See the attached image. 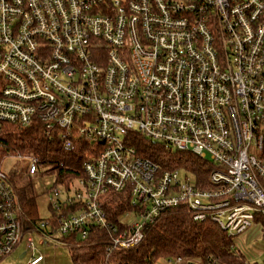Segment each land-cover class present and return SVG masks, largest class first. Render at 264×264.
Here are the masks:
<instances>
[{
	"label": "built area",
	"instance_id": "1",
	"mask_svg": "<svg viewBox=\"0 0 264 264\" xmlns=\"http://www.w3.org/2000/svg\"><path fill=\"white\" fill-rule=\"evenodd\" d=\"M1 123H40L66 150L88 143L82 175L50 189L53 216L34 229L54 241L104 229L107 259L175 206L231 238L264 235V0H0ZM138 138L208 160L204 186L140 154ZM14 156L29 179L41 170ZM111 192L129 196L115 220ZM20 217L0 169V260L23 235ZM44 259L32 249L27 264Z\"/></svg>",
	"mask_w": 264,
	"mask_h": 264
},
{
	"label": "trees",
	"instance_id": "2",
	"mask_svg": "<svg viewBox=\"0 0 264 264\" xmlns=\"http://www.w3.org/2000/svg\"><path fill=\"white\" fill-rule=\"evenodd\" d=\"M140 154L155 161L162 169L179 168L192 174L202 186L212 169L206 159L190 153L165 149L160 144L145 139H135ZM88 143L79 141L74 150H66L61 143L49 138L42 124L20 126L12 123L0 124V164L8 153L34 155L43 172L53 174L55 184L66 188L81 174V166L87 158ZM25 166L8 172L9 182L17 196L22 211V233H32L41 222L36 211L35 194ZM129 196L111 192L105 197L104 208L113 220L128 208ZM52 210V209H51ZM54 211L52 210L53 216ZM50 218V219H51ZM55 227V224H53ZM142 241L127 249H113L108 258L107 248L112 234L104 229L92 228L86 239L65 238L72 264H152L159 257L183 256L201 264H245L242 254L235 251L232 238L209 221L195 222L185 206H175L164 211L143 233ZM22 235V236H23Z\"/></svg>",
	"mask_w": 264,
	"mask_h": 264
},
{
	"label": "rangeland",
	"instance_id": "3",
	"mask_svg": "<svg viewBox=\"0 0 264 264\" xmlns=\"http://www.w3.org/2000/svg\"><path fill=\"white\" fill-rule=\"evenodd\" d=\"M1 161L0 169L5 173L12 171L14 168L25 166L27 163L24 158H17L14 153H8ZM45 167L32 177V185L35 194V204L37 216L39 219H50L52 210L50 208V189L54 186L58 191H63L64 187L60 184H55L53 174L43 172ZM180 176L184 173L180 171ZM21 209V207H20ZM22 217V211L20 210ZM27 237H31L32 247L26 244ZM64 240V239H62ZM235 251L242 254L249 264H262L264 261V235L256 228L252 227L244 234L232 237ZM42 254L45 259L40 264H72L71 254L66 244L58 240H53L44 236L42 232L34 230L32 233L24 234L17 247L8 255L0 260V264H27L31 252ZM25 253L22 257L20 255ZM244 260V259H243Z\"/></svg>",
	"mask_w": 264,
	"mask_h": 264
},
{
	"label": "water",
	"instance_id": "4",
	"mask_svg": "<svg viewBox=\"0 0 264 264\" xmlns=\"http://www.w3.org/2000/svg\"><path fill=\"white\" fill-rule=\"evenodd\" d=\"M24 255V253H22L21 255H20V257H22Z\"/></svg>",
	"mask_w": 264,
	"mask_h": 264
},
{
	"label": "crops",
	"instance_id": "5",
	"mask_svg": "<svg viewBox=\"0 0 264 264\" xmlns=\"http://www.w3.org/2000/svg\"><path fill=\"white\" fill-rule=\"evenodd\" d=\"M243 256V255H242ZM243 258H244V256H243ZM244 260H245V258H244Z\"/></svg>",
	"mask_w": 264,
	"mask_h": 264
}]
</instances>
